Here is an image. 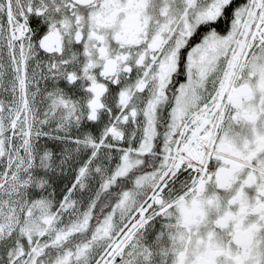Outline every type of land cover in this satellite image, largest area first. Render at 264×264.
<instances>
[{
	"label": "snow or ice",
	"instance_id": "6c2138e0",
	"mask_svg": "<svg viewBox=\"0 0 264 264\" xmlns=\"http://www.w3.org/2000/svg\"><path fill=\"white\" fill-rule=\"evenodd\" d=\"M0 264H264V0H0Z\"/></svg>",
	"mask_w": 264,
	"mask_h": 264
}]
</instances>
